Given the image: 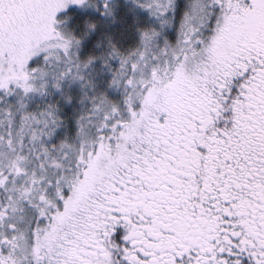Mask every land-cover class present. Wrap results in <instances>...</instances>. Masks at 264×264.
Masks as SVG:
<instances>
[{
  "label": "trees",
  "instance_id": "1",
  "mask_svg": "<svg viewBox=\"0 0 264 264\" xmlns=\"http://www.w3.org/2000/svg\"><path fill=\"white\" fill-rule=\"evenodd\" d=\"M147 2L0 0V75L54 32L69 39L61 53L76 47L79 61L96 65L92 81L102 106L137 112L122 155L110 140L102 159H116L114 165L93 183L86 180L64 223L35 241L36 253L23 264H264V0H206L200 22L195 16L184 23L197 25L187 44L177 42V29L161 30L147 16L141 8ZM199 3L176 0L175 18ZM144 42L166 44L159 68L157 60L128 61L116 76L125 84L115 91L111 57ZM177 50H189L185 68L170 65ZM45 52L27 61L16 83L11 73L0 80V172L29 165L35 201L39 192L53 197L49 187L60 183L44 181L41 170L60 179L67 174L53 161L62 160L46 163L47 154H33L32 138L47 137L54 146L48 152L70 141L64 162L72 156L77 169L79 154L98 146L106 116H80L85 95L92 97L86 82L75 83L68 97L58 95L74 70L68 72L63 57L44 61ZM6 85L11 91L4 94ZM4 203L14 207L1 195ZM25 212V218L23 210L9 216L31 221ZM7 250L0 245V263L18 262Z\"/></svg>",
  "mask_w": 264,
  "mask_h": 264
},
{
  "label": "rangeland",
  "instance_id": "2",
  "mask_svg": "<svg viewBox=\"0 0 264 264\" xmlns=\"http://www.w3.org/2000/svg\"><path fill=\"white\" fill-rule=\"evenodd\" d=\"M198 1L200 2L199 4L194 5L191 8H186L185 14L177 19L175 18L176 0H149V2H147L148 4L142 5L141 8H145L149 11L146 13L147 16L155 22L156 25L161 27V30L166 29L169 31L177 29L175 32L177 42H184L187 44L190 42V35L193 34V30L197 25L194 23L192 26H188L184 25V23L192 21L195 16L197 17L198 22H200V18H198L197 14L200 12V9L206 0ZM51 35V37L43 40L41 39L25 53L18 56L14 60L16 65L13 63L11 65L12 67L0 75V80L5 74L11 73V83H16V76L18 74L21 75L23 71L26 72L27 61L40 52L46 51L45 53L47 58L43 57V60L46 62H59L63 57L64 60H67L66 68L68 69V72L72 70H74V72L72 74H68L71 75L69 78L62 80L59 86L58 95L66 94V97H68L70 90L75 83L79 84L86 82L89 92L92 93V97L85 95L86 98L83 100L84 106L81 109L80 116L84 119H88L89 117V119H93L97 113L101 114L103 111L106 116L100 122L103 126L98 129V131L102 130L103 134L98 135L100 142L97 143L98 146L96 148L92 149L91 146H88L83 150V152L85 151L84 153L82 152L79 154L77 159V169H73L74 161L72 156H70L71 159H69L70 163L64 162L66 161L65 157L69 155H66V151L68 146L71 144L70 141L59 144V147L55 152H48L50 150H54L51 148L54 146H50V144L46 143L45 140L47 137L43 142H37L35 137L32 138L35 141L33 146L36 147V153H33L34 155L41 153L47 154L44 158L46 163L49 161L48 159L62 160L63 162L60 164H57L55 160L53 161L54 164L66 168L65 172L68 178L61 176V179L60 176L55 173L49 175V170L40 171V175L44 181H46V177H48L51 181L60 180L59 185L54 186L53 188L49 187V189H51V193L54 194L53 197H47L39 192L37 195L38 201H35L31 194L33 174L32 168L29 165L25 168L17 167L18 169H14V167L10 168L8 166L0 172V196H4V198L14 206L13 208H10L5 203L0 205V245H4L8 248V250L5 251L7 256H10L11 258H13L14 255L18 256V262L11 261V264H23V260L28 261L29 258H33V254L36 253L37 249L35 241L39 242L41 238L53 235V232L57 230L62 223H64L71 211V201L75 198L76 194L78 195L79 193L82 194V192H84L85 189L83 191L81 190L83 184H88L86 183V180L93 183L97 177H99L103 172L108 171L114 165L112 163L113 161H116V159L111 163L108 162L111 160L102 159L104 151H106V146H109L110 140H114V142H111L112 149L118 153L117 156H121L127 143L132 137L135 127L134 123L137 119V112L134 108L130 111V113H128V115H125L124 112L129 110L130 106H123L122 112H117L116 114L114 111L116 108L113 107L114 105L111 104L110 106H102L101 103L103 101V96L98 94L95 95V87L92 81L97 76L96 65L91 63L88 59L83 62L79 61V59L75 56L78 51L76 47L69 48L71 54L67 51L61 53L62 49H65L66 47L64 42H68L69 39L64 36L62 38H58L55 36L54 32H52ZM179 35H181L182 38H179ZM212 36L213 32H211L208 39ZM184 47L185 46L183 45L182 48ZM201 48H203V45H201ZM190 49L191 44L189 50ZM189 50H177V52H173L175 57H171L170 61L173 63H170V65L185 68L188 64ZM166 51V44L161 45V47L154 44L151 45V48H147V44L144 42L140 48H136L127 55L119 54L116 57H111L114 61V72L112 76V78L114 77V80L111 88H114V90L117 91L120 87L124 86L125 82L120 84V78H116V76L118 75V72H120L118 69H125L128 61L136 63L148 62L152 64L153 61L157 60L159 68L161 62L160 60L163 56H165L164 54ZM140 56L142 57L141 61H139ZM111 59L109 62H111ZM53 68L54 66L50 65L48 70H52ZM36 70H39V68L35 69L34 72ZM46 82L49 83V80H45V83ZM61 85L63 87H61ZM146 90L147 92L149 91V86H147ZM9 91H11V88L6 85L3 93L5 94ZM133 92H135V90ZM143 92L144 90H141V93L139 92V96L143 94ZM48 95L50 97L53 96V94L50 93H48ZM42 96L44 95H41L40 97ZM141 99L142 97L137 99V101L140 102ZM113 116L115 117L114 121H111L105 127L108 119ZM90 123L93 124V122ZM85 125L90 126L89 122H85ZM14 148L15 146H10V150H13ZM89 148L92 151H87ZM20 155V153L16 152V156ZM36 193L37 192L35 191V198ZM65 199H67V204H65ZM26 209L28 214L32 215L29 217V220L32 222L24 221ZM17 210L24 211V214H22L24 217L23 220L21 217L22 215L18 217L13 215L9 216L10 212ZM4 224L5 226L8 225V232L3 229ZM0 264H4V262H1Z\"/></svg>",
  "mask_w": 264,
  "mask_h": 264
}]
</instances>
